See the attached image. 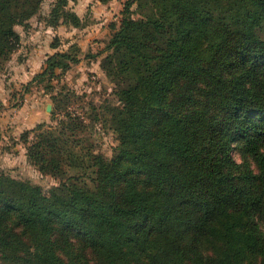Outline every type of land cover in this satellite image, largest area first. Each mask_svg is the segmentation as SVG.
I'll return each mask as SVG.
<instances>
[{
  "label": "trees",
  "instance_id": "obj_1",
  "mask_svg": "<svg viewBox=\"0 0 264 264\" xmlns=\"http://www.w3.org/2000/svg\"><path fill=\"white\" fill-rule=\"evenodd\" d=\"M43 2L0 0V71ZM68 2L47 25L86 26ZM109 27L113 154L75 110L26 129L29 161L60 181L0 169L1 264H264V0H124ZM72 48L31 81L68 70Z\"/></svg>",
  "mask_w": 264,
  "mask_h": 264
},
{
  "label": "rangeland",
  "instance_id": "obj_2",
  "mask_svg": "<svg viewBox=\"0 0 264 264\" xmlns=\"http://www.w3.org/2000/svg\"><path fill=\"white\" fill-rule=\"evenodd\" d=\"M54 2L55 0H44L40 13L29 20L28 26L18 25L26 37L23 49H28L29 55L27 40L37 35L38 39L46 41L42 53L55 51L50 46L58 41L57 50L68 51L73 47L77 62L72 63L64 72L57 68L50 78L31 81L34 75L30 78L21 76L23 68L17 67L19 61L26 62L28 57L20 45L19 50L13 53L5 68L0 71V169L16 178L41 185L46 192L58 184L60 179L43 174L29 161L26 154L27 143L21 139V134L26 129L33 128L38 123L55 125L58 117L63 115L62 111L75 110L83 114L89 124L88 135L97 151L112 156L117 145L116 135L107 121L108 107L118 102L114 93L115 85L102 72L100 61L107 53L105 47L109 36L105 32L108 24L120 14L124 0H69L68 7L81 15L87 23L83 28L67 24L56 28L47 25L44 17L49 14ZM132 12L134 17L141 18L136 5ZM40 44L45 46L42 41ZM33 48L31 45V49ZM34 56L29 66L25 65L28 70L34 61L40 62L38 56ZM48 104L52 105L51 110H47ZM57 104L60 106L53 113ZM33 136L34 133H31V140ZM234 155L237 160H241L237 151Z\"/></svg>",
  "mask_w": 264,
  "mask_h": 264
},
{
  "label": "crops",
  "instance_id": "obj_3",
  "mask_svg": "<svg viewBox=\"0 0 264 264\" xmlns=\"http://www.w3.org/2000/svg\"><path fill=\"white\" fill-rule=\"evenodd\" d=\"M120 11H121V9H120ZM119 11V12H120ZM115 19V18H114ZM112 21H110L109 22V24H108V28H107V31L105 32V34L107 35L109 32H110V27H109V25H110V23H111ZM22 30L20 29V33H21V35H22V43H21V47H22V50L24 51V52H26L25 53V56H28L27 57V60H26V62H20L19 61V63L17 64V67L18 68H23V71L21 72V76H26L27 78L29 77L30 78V76H32V75H35V74H37L38 72H40L42 69H43V67H44V65H45V60L47 59V57H48V55L49 54H52V53H54V52H56L57 51V49L58 48H54V47H52V43H51V46H50V41H49V46H50V48L52 47V49L53 50H55V51H49L50 53H48V52H43L42 53V51L44 50V48L46 47V41L45 40H42V39H38L37 37V35H36V37L35 38H29L28 40H27V42H28V44H29V48H30V52H29V55L27 54V51H28V49H23V47H24V41L26 40V37H24V35H23V32H21ZM44 42L45 44V46H42V44H40V42ZM31 45H33L34 46V51H32L33 49H31ZM37 45V47H35ZM19 50V49H18ZM17 50V51H18ZM16 51V52H17ZM34 54L36 55V56H38V59L40 60V62L38 63H35V61H34V63H33V65L31 66V68H30V70H28V67L27 66H25V65H28L29 66V64L31 63V61L34 59ZM25 59V57H23V60ZM25 66V67H24ZM33 78V77H32ZM31 80V79H30Z\"/></svg>",
  "mask_w": 264,
  "mask_h": 264
},
{
  "label": "water",
  "instance_id": "obj_4",
  "mask_svg": "<svg viewBox=\"0 0 264 264\" xmlns=\"http://www.w3.org/2000/svg\"><path fill=\"white\" fill-rule=\"evenodd\" d=\"M52 109V105L51 104H48L47 105V110H51Z\"/></svg>",
  "mask_w": 264,
  "mask_h": 264
}]
</instances>
